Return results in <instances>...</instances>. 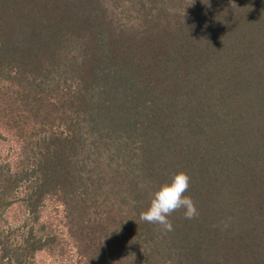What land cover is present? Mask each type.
<instances>
[{"label":"trees","instance_id":"1","mask_svg":"<svg viewBox=\"0 0 264 264\" xmlns=\"http://www.w3.org/2000/svg\"><path fill=\"white\" fill-rule=\"evenodd\" d=\"M0 130V264H264V0H0Z\"/></svg>","mask_w":264,"mask_h":264},{"label":"clouds","instance_id":"2","mask_svg":"<svg viewBox=\"0 0 264 264\" xmlns=\"http://www.w3.org/2000/svg\"><path fill=\"white\" fill-rule=\"evenodd\" d=\"M191 186V176L185 171L176 173L170 182H166L156 190L147 210L141 213L140 219L158 225L164 231H172L169 217L183 209L185 219H196L199 216L195 200L186 195Z\"/></svg>","mask_w":264,"mask_h":264},{"label":"rangeland","instance_id":"3","mask_svg":"<svg viewBox=\"0 0 264 264\" xmlns=\"http://www.w3.org/2000/svg\"><path fill=\"white\" fill-rule=\"evenodd\" d=\"M2 134V138L0 139V162L4 161H12L14 158V150L17 145L9 138L8 142L3 141L7 136L9 137L3 130H0ZM8 223L9 224H22L27 220V211L22 204H17L13 206L8 212ZM63 217L62 209L58 207L57 203L50 202L46 207L44 213L42 214L41 223L47 222L54 225L61 224ZM36 264H69V262L64 261L63 263L59 262L55 257L42 253L37 256Z\"/></svg>","mask_w":264,"mask_h":264}]
</instances>
